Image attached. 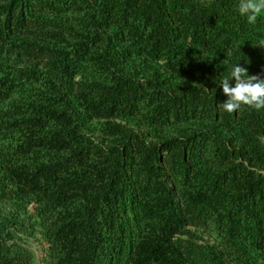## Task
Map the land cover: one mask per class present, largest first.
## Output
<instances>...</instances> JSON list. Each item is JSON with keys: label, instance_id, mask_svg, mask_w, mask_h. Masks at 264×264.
Returning a JSON list of instances; mask_svg holds the SVG:
<instances>
[{"label": "trees", "instance_id": "16d2710c", "mask_svg": "<svg viewBox=\"0 0 264 264\" xmlns=\"http://www.w3.org/2000/svg\"><path fill=\"white\" fill-rule=\"evenodd\" d=\"M238 2L0 0V264H36L19 232L45 264H264V109L219 106L264 66Z\"/></svg>", "mask_w": 264, "mask_h": 264}, {"label": "clouds", "instance_id": "9594fccd", "mask_svg": "<svg viewBox=\"0 0 264 264\" xmlns=\"http://www.w3.org/2000/svg\"><path fill=\"white\" fill-rule=\"evenodd\" d=\"M236 10L249 25L255 26L259 19H264V0H239ZM252 46L264 48V35L252 42ZM233 80L235 86H231ZM220 85L228 98L219 105L224 111L233 113L242 105L257 111L264 109V79L250 75L248 69L239 63L230 66L228 75L221 77Z\"/></svg>", "mask_w": 264, "mask_h": 264}, {"label": "rangeland", "instance_id": "374dc122", "mask_svg": "<svg viewBox=\"0 0 264 264\" xmlns=\"http://www.w3.org/2000/svg\"><path fill=\"white\" fill-rule=\"evenodd\" d=\"M32 211L34 210V207H30ZM195 231L202 235L205 240L214 242V239L207 233L203 231H199L195 229ZM19 235L21 237V241H23L34 253L36 257V264H45V260L47 259V249L49 248V244L47 241L41 236L40 233L33 232L31 234H25L22 232H19Z\"/></svg>", "mask_w": 264, "mask_h": 264}, {"label": "water", "instance_id": "95a60500", "mask_svg": "<svg viewBox=\"0 0 264 264\" xmlns=\"http://www.w3.org/2000/svg\"><path fill=\"white\" fill-rule=\"evenodd\" d=\"M258 76L259 77H264V66L262 67L261 72L258 73Z\"/></svg>", "mask_w": 264, "mask_h": 264}]
</instances>
